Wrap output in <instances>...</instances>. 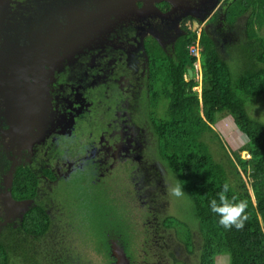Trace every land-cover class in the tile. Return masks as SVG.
Returning <instances> with one entry per match:
<instances>
[{"label": "flooded vegetation", "instance_id": "flooded-vegetation-1", "mask_svg": "<svg viewBox=\"0 0 264 264\" xmlns=\"http://www.w3.org/2000/svg\"><path fill=\"white\" fill-rule=\"evenodd\" d=\"M87 1L91 2L0 0V241L11 240V226H18L33 202L13 194L15 179L21 169L28 167L38 173L37 170L44 167L40 187L41 179L49 182L52 186L49 195L62 180L82 169L88 160L96 165L92 174L97 173L98 164L102 162L108 168H114L117 163H129L132 173L133 147L138 146L137 156L142 142L139 138L136 144L137 133L132 139V131L126 130L125 123L120 127V104H131V119L145 123L144 126L148 125L154 134L152 106L147 103V110L143 112L141 104L147 97V93L142 94V89L146 86L149 68L144 42L155 40L168 49L185 32L186 22L191 18L186 15L182 19V14L191 11L185 10L176 18L167 14L156 15L154 19L144 15L148 13L146 10L139 15L131 10L127 15L130 14L132 20L122 25L121 32L111 34L108 31L99 40L96 30L104 27L102 23L106 27L108 22L106 19L99 23L101 26L96 24V28L90 25L91 22L87 23L86 20H91L92 9ZM180 1L162 0L160 3L163 4L157 3V6L160 13L166 14ZM212 1H221L220 11H216L221 16L214 20L223 25V7L228 0ZM181 19V31L171 30ZM167 24L171 32H168ZM161 25L166 31L161 30ZM176 33L178 36L168 44V40H162ZM210 33L213 37L212 30ZM216 41L220 44L221 38L217 37ZM114 102L119 117L106 124L104 121H109ZM140 114L146 116L141 119ZM87 119H91L92 128H95L91 129L93 141L86 155L87 146L78 143L74 136ZM101 121L105 123L103 126L96 125ZM48 169H51L49 173L54 175L53 179L44 173ZM147 176L150 178L149 174ZM59 196L63 201L61 194ZM108 243L112 247L109 254L113 256L112 264H124L116 254L118 246ZM168 255L173 258L177 255L175 247ZM178 255L182 259L181 254Z\"/></svg>", "mask_w": 264, "mask_h": 264}, {"label": "trees", "instance_id": "trees-1", "mask_svg": "<svg viewBox=\"0 0 264 264\" xmlns=\"http://www.w3.org/2000/svg\"><path fill=\"white\" fill-rule=\"evenodd\" d=\"M223 8L225 29L246 18V32L253 37L247 61L237 76L208 29H203L199 38L197 30L185 26V32L168 49L155 40L144 42L149 55L145 84L153 112V149L158 159L179 174L193 202L194 220L202 235L198 264H216L217 256L223 254L229 255V264H264V120L248 109L249 104L264 100V0H228ZM218 14L214 19L219 18ZM196 41L202 46L201 84L186 77L189 68L196 71L198 57L189 50ZM198 85L201 92L195 89ZM161 109H165L164 116L160 115ZM229 115L248 137V142L233 153L213 127L220 118ZM211 142L220 146V157ZM242 152H247L249 157H243ZM49 172L51 169L44 173L53 179ZM225 182L230 184V197L235 195L247 201L248 220L241 230L224 229L210 210L209 201L217 198ZM39 190L40 174L28 167L21 169L13 194L33 202L18 226H11L10 242L0 241V264H10L13 256L25 260L31 254L27 257L15 253L24 248L21 240L24 243L26 237L27 241L30 237L39 240L51 230L52 218L46 207L49 199H39ZM164 224L189 252L195 250L191 225L176 216H168ZM144 232L145 229L141 234ZM15 237L20 240L15 242ZM96 239L100 241L99 237ZM102 244L109 246L106 238L101 243L94 242L99 254L106 252ZM38 262L36 259L32 264ZM174 262L186 264L177 255ZM132 263L136 264L133 260Z\"/></svg>", "mask_w": 264, "mask_h": 264}, {"label": "rangeland", "instance_id": "rangeland-1", "mask_svg": "<svg viewBox=\"0 0 264 264\" xmlns=\"http://www.w3.org/2000/svg\"><path fill=\"white\" fill-rule=\"evenodd\" d=\"M160 1L162 0L87 1L92 9H90L91 20H86V22H91L90 25H94L93 27L96 28V24L107 19V26L105 27V24L102 23L104 28L99 24L101 28L96 30L97 37L101 40L108 31L111 34L121 32L122 25L132 20L131 15H127V12L131 10L135 11L134 13L137 15L140 14L139 12L146 10L149 14L145 13L144 15L154 19H156V15L162 17L167 14H171L173 18H176L183 11L190 10L189 14H182V19L186 15L191 16L187 20L186 26L197 30L198 36H201L203 29L212 30L215 40H217V37L221 38L219 51L229 62L233 74L237 76L242 72L253 41V37L246 32V18L238 22L236 26H229V29H225L222 28L221 23L214 20L215 15L213 16L217 10V12L220 11L221 1L190 0L186 2V0H182L185 1L182 2L179 0L177 7L172 6L166 14L160 13L157 6ZM210 3L212 6L208 11ZM161 4L163 3L159 5ZM220 16L221 13L218 14V17ZM182 19L171 30L181 31L180 22ZM82 20L83 18L81 22ZM169 23L172 25V21ZM161 30L166 31L162 25ZM171 30L169 28L168 32H171ZM146 35L147 32L144 36L146 37ZM175 36H178V34L176 33L162 40H168V44ZM201 56L202 53L200 59ZM196 63L200 64L199 62ZM140 70H142V67ZM202 72L203 69L199 65L198 71H193V75H188L187 79L194 78L200 83L203 76ZM195 88L199 92L202 90L201 85ZM147 92V86H145L142 89V94ZM147 103L148 98L144 97L141 102L143 112L147 110ZM116 104V102L112 104L111 117L109 121H104L106 124L119 117L117 111L114 110ZM119 107L121 112L119 117L120 127H123L121 123H125L126 130L131 129L132 131V139L133 135L137 133L136 144H138L139 138L142 142L141 149L137 150V156L135 151L138 146L133 147L132 154L134 156H131L134 167L133 172L131 173L132 168L129 163H117L114 168H108V165L102 162L98 164L100 168L97 173L92 174V169L96 165L88 160L82 169L72 177L62 180V184H58L54 188L52 195H49L52 186L46 180L41 179L39 199H49L50 211L48 210V212L52 218L51 230L39 240L34 237H30L29 241L26 237L25 243L21 240L24 248L20 247L15 253L27 257L31 255L25 260L13 256L10 259V264L11 261L13 264H32L36 259L39 260L38 263L40 264H112L113 256H109L112 247L107 248L102 244L106 248V252L103 251L99 254L96 251L97 247L94 246V242L101 243L105 238L107 243L116 244L119 252L126 254L127 258L133 260L136 264H176L174 258L168 255V252L174 246L181 248L176 250V254L177 256H179L178 253L181 254L182 262L198 264V252L202 243V235L194 220L193 202L184 190L179 174L171 170L164 161L157 160V155L154 157V134L152 135L148 125L144 126L145 123H139L135 118L131 119L133 113L130 108L132 105L120 104ZM248 109L252 115L264 120V100H257L249 104ZM110 112H108V116H110ZM160 113L161 116H164L166 114L165 109H161ZM139 117L142 119L141 114ZM96 118L98 120V116ZM99 124L103 126L105 123L101 121L96 125ZM93 126L91 125V119H87L83 127L74 136L78 143L87 146L86 155L91 147V141H93L90 137L91 129L95 128H92ZM213 127L220 134L230 153L238 150L248 142L247 135L240 130L230 115L220 118ZM95 136L97 137V132H95ZM211 145L217 156L220 157L218 143L211 142ZM79 148L80 153H82L83 148L81 146ZM242 156L248 158L249 154L242 152ZM38 164L41 165L42 163L39 161ZM43 168L37 170L38 174L42 175ZM176 184L183 189L184 194L180 197L169 194V188ZM61 190L63 191L61 192ZM60 192L63 201L59 196ZM168 216H176L184 223L192 226L195 243L193 252H189L184 245L179 243V240L174 237L173 230L165 226L164 220ZM1 218L2 216H0ZM144 229L145 232L141 234ZM96 237H99L100 241ZM19 240L15 237V242ZM9 241L7 239L3 242ZM145 244H150V246L147 248ZM108 245L110 244L108 243ZM8 250H11L9 245ZM33 254L36 256H33ZM9 255L11 256V251H9ZM229 261V255L223 254L217 256L216 264H229ZM127 264H129L128 260Z\"/></svg>", "mask_w": 264, "mask_h": 264}, {"label": "clouds", "instance_id": "clouds-1", "mask_svg": "<svg viewBox=\"0 0 264 264\" xmlns=\"http://www.w3.org/2000/svg\"><path fill=\"white\" fill-rule=\"evenodd\" d=\"M196 62H200L202 67L200 57ZM229 192L230 184L225 182L221 190L217 193V198H213L209 201V207L211 212L218 217V224L224 229L231 230L232 228H235L236 230H241L245 227V223L248 220V215L246 213L248 204L246 200H239L235 195L230 197L228 195ZM169 194L175 197H180L184 193L182 187L176 184L169 188ZM116 252L117 254L121 253L119 254V261L127 264L128 260V263L132 264V260L128 259L126 254L119 252L118 249ZM123 254L125 255V259L123 258Z\"/></svg>", "mask_w": 264, "mask_h": 264}, {"label": "built area", "instance_id": "built-area-1", "mask_svg": "<svg viewBox=\"0 0 264 264\" xmlns=\"http://www.w3.org/2000/svg\"><path fill=\"white\" fill-rule=\"evenodd\" d=\"M200 38V36H199ZM189 50H190V54L193 56H197L198 58L200 57V54L202 53V46L200 44L199 41L193 42L190 46H189ZM200 63V62H199ZM196 65V69L198 71V67L200 64H195ZM201 66V65H200Z\"/></svg>", "mask_w": 264, "mask_h": 264}, {"label": "water", "instance_id": "water-1", "mask_svg": "<svg viewBox=\"0 0 264 264\" xmlns=\"http://www.w3.org/2000/svg\"><path fill=\"white\" fill-rule=\"evenodd\" d=\"M189 74L192 76L193 75V69H189ZM123 258L125 259V255L123 254Z\"/></svg>", "mask_w": 264, "mask_h": 264}, {"label": "crops", "instance_id": "crops-1", "mask_svg": "<svg viewBox=\"0 0 264 264\" xmlns=\"http://www.w3.org/2000/svg\"><path fill=\"white\" fill-rule=\"evenodd\" d=\"M189 75H190V74H189ZM190 76H191V75H190ZM202 78H203V76H202ZM202 78H201V79H202ZM201 83H202V80H201L200 84H201ZM195 89H196V88H195Z\"/></svg>", "mask_w": 264, "mask_h": 264}]
</instances>
